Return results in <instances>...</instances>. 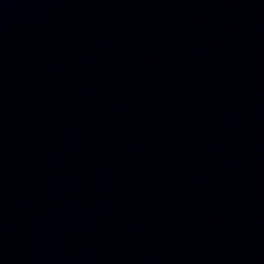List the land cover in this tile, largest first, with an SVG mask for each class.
I'll list each match as a JSON object with an SVG mask.
<instances>
[{"label":"water","instance_id":"obj_1","mask_svg":"<svg viewBox=\"0 0 264 264\" xmlns=\"http://www.w3.org/2000/svg\"><path fill=\"white\" fill-rule=\"evenodd\" d=\"M0 264H264V0H0Z\"/></svg>","mask_w":264,"mask_h":264}]
</instances>
